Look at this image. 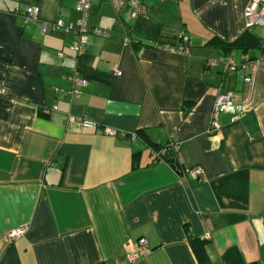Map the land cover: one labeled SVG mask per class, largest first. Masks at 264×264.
Segmentation results:
<instances>
[{"label":"crops","instance_id":"crops-1","mask_svg":"<svg viewBox=\"0 0 264 264\" xmlns=\"http://www.w3.org/2000/svg\"><path fill=\"white\" fill-rule=\"evenodd\" d=\"M247 1L143 0L135 18L95 2L87 28L110 36L74 52L71 32L40 22L76 26L77 0H0V264H127L133 251L132 264H264V51L248 49L244 69L207 63L238 66L244 52L226 47L247 30L264 48ZM26 6L38 22L13 14ZM179 31L187 55L149 45ZM73 68L87 80L79 97ZM218 93L245 113L213 129ZM143 138L173 149L180 170Z\"/></svg>","mask_w":264,"mask_h":264},{"label":"built area","instance_id":"built-area-1","mask_svg":"<svg viewBox=\"0 0 264 264\" xmlns=\"http://www.w3.org/2000/svg\"><path fill=\"white\" fill-rule=\"evenodd\" d=\"M104 0H77L75 10L80 14V17L76 23V26L67 25L61 20L55 22H40V30L42 33H46L49 30L55 31L60 30L64 33H70L73 35V41L70 49L74 52H81L84 50L85 45L88 41L89 34L99 35L103 37H109L110 31L101 28H87V19L89 9L95 2H101ZM112 4L116 9H119L122 5H126L129 11V15L135 18L139 15H144L146 8L143 4V0H106ZM14 15L22 16L23 23L29 21L38 22L39 8L37 6H26L23 10L15 7L13 9ZM244 16L246 20V28L250 29L254 26H264V0H248L244 8ZM125 44L131 42V39L126 36L124 38ZM153 48L165 51L171 54L187 55L189 53L190 40L184 31L177 32L174 42H161L153 41L149 44ZM59 56H64L62 52H58ZM224 63V70L230 69H244L245 63L248 62L249 55L244 52L242 54V62L237 64L234 62L230 55L220 56L217 60H211L208 64H215L217 61ZM257 60L260 64L264 65V55L258 56ZM72 82V88L68 91L71 96L79 97L83 88L87 85V80L80 75L76 68H73V74L70 77ZM244 81L252 83L253 78L250 75L244 77ZM245 113V107L242 103L236 102L231 95L218 93L215 97L213 108L210 113V126L213 129L220 127L221 123L219 120L220 114H227L229 121H237ZM84 125H88V122H84ZM104 132L108 134H114V130L111 128H105ZM186 175L191 179H198L200 177V170L196 167L187 168L184 170ZM24 232L23 227H17L8 232L10 238H17ZM138 243L142 246L146 245V241L143 238L138 240ZM139 257L138 252L133 251L127 255V264H132Z\"/></svg>","mask_w":264,"mask_h":264},{"label":"trees","instance_id":"trees-1","mask_svg":"<svg viewBox=\"0 0 264 264\" xmlns=\"http://www.w3.org/2000/svg\"><path fill=\"white\" fill-rule=\"evenodd\" d=\"M175 36H172L171 39L169 40L170 43L174 42ZM137 41V40H135ZM134 40H132V42H135ZM161 42H166V41H162ZM139 42V41H137ZM150 44V43H149ZM231 47H238L241 48L243 52H246L248 49L250 48H258L261 51H264V48L261 47V43H260V39L259 37L250 32V31H245L244 33H242L236 40H234L233 42H230L227 44L226 49H230ZM138 134H141V132H137ZM145 139V138H143ZM147 141V144L149 146L152 147L153 152L159 157L163 158L165 161H167L173 168H175L176 170H180L181 165L179 164L175 152L173 151V149H168L167 146H163V147H159L157 145H151L149 144L148 140H144Z\"/></svg>","mask_w":264,"mask_h":264}]
</instances>
